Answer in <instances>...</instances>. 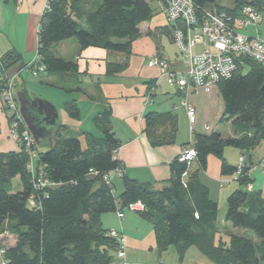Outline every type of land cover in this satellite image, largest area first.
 <instances>
[{"label":"trees","instance_id":"16d2710c","mask_svg":"<svg viewBox=\"0 0 264 264\" xmlns=\"http://www.w3.org/2000/svg\"><path fill=\"white\" fill-rule=\"evenodd\" d=\"M97 1L91 6L89 0H47L39 20L36 52L44 72L76 71L74 62L52 53L53 46L69 39H74L80 50L95 47L130 54L132 43L140 37L139 26L152 18V1ZM192 1L199 16L203 11L234 16L245 5L260 11L264 8L263 0H232L231 8L221 6L219 0ZM238 63L235 74L217 84L223 101L221 120H231L234 135L223 138L218 132L193 134L186 147L195 151V170L174 159L170 178L159 189L125 179L123 191L115 196L112 184L104 182V175L122 168L116 156L119 142L111 132L107 110L94 118L101 137L83 134L85 149L78 137L59 125L49 140L32 145L36 170L42 169L45 177L56 184L54 187L34 190L32 175L26 168L29 158L21 147L17 152L0 153L1 264H113L117 243L102 226L100 217L122 211L136 201L145 206V211L136 213L152 225L159 255L172 246L181 262L193 247L211 264H264V200L248 190L252 183L248 154L264 144V64L250 59H239ZM246 64L251 70L243 75L241 70ZM124 66L109 62L107 73H118ZM4 71L0 63V72ZM64 109L69 118L78 120L74 102L66 103ZM144 131L152 146L169 145L176 136V120L149 113ZM225 148L242 152L245 163L236 180L238 188L227 198L224 222L246 232L226 237L216 222L218 204L199 178L211 155L220 161L222 176L236 173L237 166L227 164L223 158ZM15 178L21 186L17 191L12 184ZM9 235L15 243L5 246L1 236Z\"/></svg>","mask_w":264,"mask_h":264},{"label":"crops","instance_id":"0c3cea01","mask_svg":"<svg viewBox=\"0 0 264 264\" xmlns=\"http://www.w3.org/2000/svg\"><path fill=\"white\" fill-rule=\"evenodd\" d=\"M89 1L91 6L98 4L97 0ZM46 2L47 0H0V60L8 54L17 60L14 65L4 69V74L14 77L16 91L24 90L31 98L43 99L55 107L59 106V109L56 107L59 110L58 125L78 137L82 149L86 148L84 133L101 137L100 131L94 125V118L104 110L109 111L111 132L119 142L116 156L122 166L121 170L109 174L115 196L123 191L125 179L161 188L170 178L171 162L192 141L193 134L218 132L223 138L234 135L231 120L221 122L223 101L217 85L209 89H198L187 95L188 102L196 111L195 122L191 125L181 105L183 95L166 83L158 68L148 64L151 58L163 56L171 62L176 72H184L188 67V58L181 55L173 43V26L167 24L154 2H151L152 18L139 26L140 37L132 43L128 56L95 47L80 50L74 39L63 41L53 46L52 53L74 62L76 71L70 74L40 73L36 77L41 78L33 85L37 86V90L50 92L51 97L30 95L35 92L29 88L30 78L25 72H31L29 67L34 64L37 55L39 20ZM218 4L230 8L233 5L232 0H219ZM90 5L87 6L88 9ZM244 32L264 37L260 26L257 30L249 28ZM195 51L199 52L200 48ZM109 62L125 66L118 73L108 74ZM69 102L75 103L78 120L69 118L66 113L64 106ZM149 113L175 118L177 132L171 144H150L144 131L145 117ZM221 124L223 125L220 126ZM162 129L163 126L159 132ZM17 151L18 146L9 133V121L0 102V153ZM248 155L252 164L250 193L257 194L264 200V170L256 168L258 163H264V144H259ZM241 156L242 152L233 148H225L223 152L224 160L231 166H237ZM195 168L192 163L191 169ZM199 178L207 187L210 198L218 204L216 222L223 236L246 233L235 230L229 223L224 222L227 198L238 188V184L231 180L232 176L221 175L220 161L216 157L211 155L207 158V169L200 172ZM227 180L231 182L226 183ZM12 184H15L16 191L21 189L18 178L13 179ZM100 222L106 230H114L123 235L126 260L129 263L162 264L159 259L164 253L159 255L156 250L152 225L138 213L123 212L122 219H118L115 213H107L101 215ZM5 237L1 236L2 240ZM8 239L11 242L7 246L15 243L13 237ZM192 248L187 250L181 262L178 259V264H192L186 258Z\"/></svg>","mask_w":264,"mask_h":264},{"label":"built area","instance_id":"2783aa9c","mask_svg":"<svg viewBox=\"0 0 264 264\" xmlns=\"http://www.w3.org/2000/svg\"><path fill=\"white\" fill-rule=\"evenodd\" d=\"M150 1L157 5L158 12L165 18L167 24L173 26V43L178 52L188 58V67L184 72H176L171 62L163 56L151 58L148 64L158 68L166 83L183 95L181 105L192 125L195 122L196 111L187 100L190 92L209 89L220 81L231 78L237 71L239 59H250L264 64V37L244 32L249 28L257 30L263 22L262 13L254 6L245 5L234 16L212 11H203L202 16H199L192 0ZM196 48H200V51L196 52ZM33 65L30 70L32 76L36 77L38 73L44 72L37 55ZM14 88V77H7L0 72V102L9 121V133L17 146L28 155L26 168L32 175L34 190L41 191L54 187L56 184L45 177L42 169L36 170L34 167L36 160V152L32 149L34 141L21 118ZM178 159L191 167L195 159L194 149L191 146L185 147ZM244 163L245 158L241 156L237 171L231 180H237ZM256 168L264 170V163H258ZM183 177H186V173ZM103 180L111 186L109 174L104 175ZM231 180H227L226 183ZM248 190H251L250 186ZM31 204L33 206L34 201ZM125 211L143 212L145 206L141 201L133 202L124 210L116 211V217L122 219ZM108 235L117 243L115 251L117 264H131L126 260V243L123 235L114 230H110Z\"/></svg>","mask_w":264,"mask_h":264},{"label":"water","instance_id":"95a60500","mask_svg":"<svg viewBox=\"0 0 264 264\" xmlns=\"http://www.w3.org/2000/svg\"><path fill=\"white\" fill-rule=\"evenodd\" d=\"M0 62L4 69H8L17 60L11 54H8ZM261 91L264 93V82ZM15 96L21 118L34 143L38 145L42 140H49L58 126L57 108L49 101L31 98L21 90L15 91Z\"/></svg>","mask_w":264,"mask_h":264},{"label":"rangeland","instance_id":"374dc122","mask_svg":"<svg viewBox=\"0 0 264 264\" xmlns=\"http://www.w3.org/2000/svg\"><path fill=\"white\" fill-rule=\"evenodd\" d=\"M261 13L263 16V22L260 25V30L264 33V8L261 9ZM172 26V25H171ZM173 35V32H172ZM251 70V66L250 65H244L243 69L241 70V73L243 75H246L249 71ZM25 75L27 77L30 78L29 80V88L32 89L35 93L34 94H30V95H36V97H40V95H49L51 97V95L49 94L50 92L44 90V89H40L37 90V86L33 85V83L37 84L36 80L40 79L41 76L39 78H37L40 73H38L37 77L32 76L31 72H25ZM28 78V79H29ZM32 79V80H31ZM15 90V88H14ZM16 91V90H15ZM34 97V96H33ZM56 99V98H55ZM57 103V102H56ZM56 105H59L58 103ZM57 108L59 106H56ZM59 109V108H58ZM59 111V110H58ZM222 123L225 122V120H221ZM223 124H221L220 126H222ZM34 167L37 169L36 164H34ZM14 189L16 188L15 184L13 185ZM127 212V211H126ZM8 238H12L10 235L9 237L6 236L5 239L2 241L3 245H9V243L11 242L10 239ZM157 256L155 255L154 260H156ZM186 258L192 263V264H211L207 259H205V257H203L195 248H192L186 255ZM162 264H178V256L175 252L174 247H170L169 250L167 252H165L162 256L161 259H159ZM189 261L187 263H189ZM157 261H154V263ZM1 263V262H0ZM150 264V263H149Z\"/></svg>","mask_w":264,"mask_h":264}]
</instances>
